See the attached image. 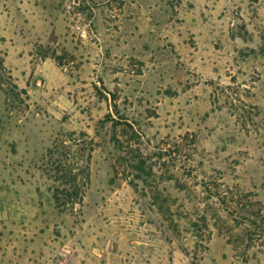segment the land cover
<instances>
[{"label":"rangeland","instance_id":"374dc122","mask_svg":"<svg viewBox=\"0 0 264 264\" xmlns=\"http://www.w3.org/2000/svg\"><path fill=\"white\" fill-rule=\"evenodd\" d=\"M0 64V264H264V0H0Z\"/></svg>","mask_w":264,"mask_h":264},{"label":"trees","instance_id":"16d2710c","mask_svg":"<svg viewBox=\"0 0 264 264\" xmlns=\"http://www.w3.org/2000/svg\"><path fill=\"white\" fill-rule=\"evenodd\" d=\"M0 69H1L2 71L5 72V69L1 66V64H0ZM66 193H67V192H66ZM67 194L69 195V197H71V196L74 195L75 193H67ZM53 199H54V201H55V205L57 206V208H60V201H59L58 195L54 194V195H53ZM63 209H64V208H63Z\"/></svg>","mask_w":264,"mask_h":264}]
</instances>
